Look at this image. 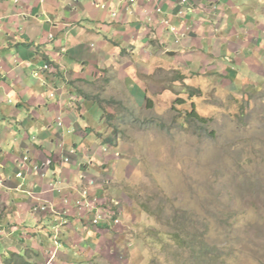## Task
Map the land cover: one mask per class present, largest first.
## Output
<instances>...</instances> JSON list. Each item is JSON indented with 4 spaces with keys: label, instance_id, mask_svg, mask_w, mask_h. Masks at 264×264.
<instances>
[{
    "label": "rangeland",
    "instance_id": "1",
    "mask_svg": "<svg viewBox=\"0 0 264 264\" xmlns=\"http://www.w3.org/2000/svg\"><path fill=\"white\" fill-rule=\"evenodd\" d=\"M148 26L137 18L136 45L119 34L125 47L93 63L105 67L65 75L103 147L87 149L96 165L82 164L81 179L54 180L66 206L55 208L43 252L0 226V264H264V83H230L214 56L200 69Z\"/></svg>",
    "mask_w": 264,
    "mask_h": 264
},
{
    "label": "crops",
    "instance_id": "2",
    "mask_svg": "<svg viewBox=\"0 0 264 264\" xmlns=\"http://www.w3.org/2000/svg\"><path fill=\"white\" fill-rule=\"evenodd\" d=\"M104 2L0 0V226L9 231L6 240L21 232L40 252L50 244L44 235L55 223L50 219L55 208L66 206L57 201L54 180L73 174L81 179L90 171L82 164L96 165L87 149L103 147V137H94L98 130L84 127L83 97L69 89L65 75H75L85 64L97 71L105 67L93 63L103 51L125 47L119 34H128L130 45H136L137 18L149 24L147 31L153 27L162 40L176 44L180 49L174 52L194 53L198 68L214 56L230 83L229 77L238 86L264 83V0H111L107 8ZM118 19L124 32L114 27L121 24L111 25ZM167 20L177 34L173 41L163 37ZM60 83L64 87H55ZM72 98L76 105H70ZM35 230L43 238L26 233Z\"/></svg>",
    "mask_w": 264,
    "mask_h": 264
},
{
    "label": "clouds",
    "instance_id": "3",
    "mask_svg": "<svg viewBox=\"0 0 264 264\" xmlns=\"http://www.w3.org/2000/svg\"><path fill=\"white\" fill-rule=\"evenodd\" d=\"M132 1H134V0H132ZM169 51H172V50H169ZM173 52H174V51H173ZM44 67H45V69H47V68H48V65H45ZM73 151H74V150H73ZM25 158H26V157H25ZM19 175H21V174H19ZM43 207H46V205L41 206V210H42ZM45 209H46V208H45ZM100 219H101L100 221H103V220L105 221V218H104L103 216H100ZM94 221H95L96 223H99V221H98L97 219H95Z\"/></svg>",
    "mask_w": 264,
    "mask_h": 264
},
{
    "label": "trees",
    "instance_id": "4",
    "mask_svg": "<svg viewBox=\"0 0 264 264\" xmlns=\"http://www.w3.org/2000/svg\"><path fill=\"white\" fill-rule=\"evenodd\" d=\"M194 95V93H192L191 94V96H193ZM203 245H205L204 243H201L200 245L198 244V248H196V247H194L193 245H190V248L192 249H194V251H196V249L198 250V249H202V246ZM25 264H29V262H26Z\"/></svg>",
    "mask_w": 264,
    "mask_h": 264
},
{
    "label": "water",
    "instance_id": "5",
    "mask_svg": "<svg viewBox=\"0 0 264 264\" xmlns=\"http://www.w3.org/2000/svg\"><path fill=\"white\" fill-rule=\"evenodd\" d=\"M170 54H173L174 52L173 51H169Z\"/></svg>",
    "mask_w": 264,
    "mask_h": 264
}]
</instances>
